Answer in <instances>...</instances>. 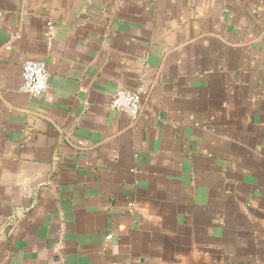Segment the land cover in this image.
Listing matches in <instances>:
<instances>
[{
	"label": "crops",
	"instance_id": "1",
	"mask_svg": "<svg viewBox=\"0 0 264 264\" xmlns=\"http://www.w3.org/2000/svg\"><path fill=\"white\" fill-rule=\"evenodd\" d=\"M115 263L264 264V0H0V264Z\"/></svg>",
	"mask_w": 264,
	"mask_h": 264
},
{
	"label": "built area",
	"instance_id": "2",
	"mask_svg": "<svg viewBox=\"0 0 264 264\" xmlns=\"http://www.w3.org/2000/svg\"><path fill=\"white\" fill-rule=\"evenodd\" d=\"M48 89L49 71L46 64L41 61L27 60L22 69L20 92L37 98L45 94ZM146 93L145 88L136 91L119 89L113 95L111 107L115 112L137 120L140 117ZM129 207H132V205L129 204ZM110 239L111 236L106 238L107 241Z\"/></svg>",
	"mask_w": 264,
	"mask_h": 264
}]
</instances>
